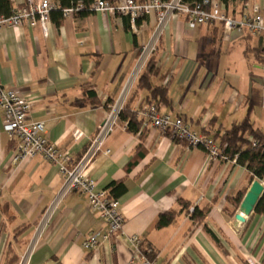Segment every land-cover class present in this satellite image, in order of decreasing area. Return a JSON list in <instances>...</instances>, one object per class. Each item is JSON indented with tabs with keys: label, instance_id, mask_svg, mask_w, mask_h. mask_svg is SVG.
Wrapping results in <instances>:
<instances>
[{
	"label": "crops",
	"instance_id": "crops-1",
	"mask_svg": "<svg viewBox=\"0 0 264 264\" xmlns=\"http://www.w3.org/2000/svg\"><path fill=\"white\" fill-rule=\"evenodd\" d=\"M9 1L12 10L24 2ZM248 2L236 12L225 7L237 17L258 6L264 18V0ZM155 22L146 16L133 31L126 17L88 12L58 22L50 16L46 36L26 23L0 26V82L28 100L27 118L42 121L47 138L78 160L107 115L106 103L128 102L142 122L155 103L137 84L140 71L131 77ZM152 54L157 73L151 86H166L169 99L159 113L181 117L211 138L246 116L264 133V34L228 33L218 24L190 27L174 16ZM76 129L82 133L77 139ZM141 131L133 134L118 120L86 168L96 190L120 180L126 190L116 198L121 231L85 250L83 238L104 233L107 224L89 209L85 194L61 192L55 164L40 156L13 160L16 140L3 130L0 110V264H18L26 253L27 264H127L130 235L160 264H264V214L252 211L241 222L231 201L254 180L245 167L209 158L142 123ZM195 207L204 212L201 219L190 217ZM168 211L176 212L173 221L157 227Z\"/></svg>",
	"mask_w": 264,
	"mask_h": 264
},
{
	"label": "built area",
	"instance_id": "built-area-1",
	"mask_svg": "<svg viewBox=\"0 0 264 264\" xmlns=\"http://www.w3.org/2000/svg\"><path fill=\"white\" fill-rule=\"evenodd\" d=\"M85 10L126 17L133 31H136L137 20L150 15L155 17L152 37L140 52L132 79L142 70L155 51L157 37L167 21L174 16L182 17L190 27L218 24L228 33L264 34V18L258 6H253L250 12H243L233 17L221 0H117L116 2L93 0L87 6L79 1L68 7H62L52 0H24L8 16L0 15V26L20 27L26 23L30 26H38L46 36L53 11H59L61 17H71ZM262 69L264 71V64ZM122 106V100L118 99L110 107L82 157L74 160L69 152L61 151L47 138L42 121L27 118L31 103L15 90L4 88L0 82L2 128L16 140L13 160L17 162L40 156L43 160L55 164L63 178L61 192L85 194L88 197L89 209L97 213L107 224V230L104 233H90L83 238L81 246L85 250L95 249L100 243L109 241L112 235L122 229L123 219L119 213L118 201L109 197L107 191L96 190V182L86 173L87 166L117 126ZM142 115L144 126L155 128L172 140L185 143L189 147L201 148L209 158L228 160L211 137L198 134L181 117L172 118L168 113H159L154 105H148ZM81 135L78 129L74 130L75 139ZM192 210L193 208H190L189 212ZM128 240L133 248V254L127 264H160L149 255L150 250L142 251L139 236L130 235ZM28 254H24L18 264H27ZM247 264L263 263L248 260Z\"/></svg>",
	"mask_w": 264,
	"mask_h": 264
},
{
	"label": "trees",
	"instance_id": "trees-1",
	"mask_svg": "<svg viewBox=\"0 0 264 264\" xmlns=\"http://www.w3.org/2000/svg\"><path fill=\"white\" fill-rule=\"evenodd\" d=\"M62 7H68L79 1L83 2L86 6L93 0H57ZM110 2H116L117 0H108ZM226 6L229 0H221ZM246 2L247 0H241ZM12 11L11 2L9 0H0V15L8 16ZM88 11H82L79 14H87ZM51 16L58 22L61 19L59 11H53ZM157 73L155 66V55L152 54L147 60L146 64L140 71L137 79L139 88L149 91L151 100L149 105H154V108L158 111L159 105H167L169 102L167 96L166 86L156 85L151 86L150 78ZM90 98H93L95 103V94L87 92ZM105 107L109 110L110 106L105 104ZM119 120L126 122L127 131L136 134L141 133V120H138L136 113L132 110L128 102L123 104L122 109L119 112ZM142 135V134H141ZM212 139L219 145L222 150V154L228 159L235 161L236 164L245 167L249 173L250 180L257 179L262 180L264 177V133L253 126L249 116L244 117L242 120L233 123L228 129L222 133H215ZM136 163V159H132L128 165L127 170L130 169ZM107 194L109 197L116 199L122 195L126 187L122 180L111 182L107 188ZM244 196V190H240L231 201L235 208H237ZM182 203V208L186 205ZM187 208V207H186ZM188 211V210H187ZM255 213L264 214V191L257 202L254 210ZM189 215L193 219H201L204 215L203 211L193 208ZM176 212L168 211L159 215L156 226L165 227L169 225L175 218ZM146 252L145 250H142Z\"/></svg>",
	"mask_w": 264,
	"mask_h": 264
},
{
	"label": "water",
	"instance_id": "water-1",
	"mask_svg": "<svg viewBox=\"0 0 264 264\" xmlns=\"http://www.w3.org/2000/svg\"><path fill=\"white\" fill-rule=\"evenodd\" d=\"M263 191L264 185L259 180L254 179L239 205V213L235 215L237 220L242 222L244 216L249 215L254 210Z\"/></svg>",
	"mask_w": 264,
	"mask_h": 264
},
{
	"label": "rangeland",
	"instance_id": "rangeland-1",
	"mask_svg": "<svg viewBox=\"0 0 264 264\" xmlns=\"http://www.w3.org/2000/svg\"><path fill=\"white\" fill-rule=\"evenodd\" d=\"M261 4V0H249L248 5H254V4ZM243 2L241 3V0H230L228 2L227 8L228 10L237 11L239 8H241ZM251 8V7H250Z\"/></svg>",
	"mask_w": 264,
	"mask_h": 264
}]
</instances>
